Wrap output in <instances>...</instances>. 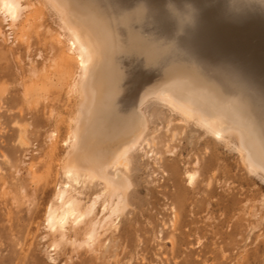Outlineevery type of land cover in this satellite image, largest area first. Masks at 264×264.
I'll return each mask as SVG.
<instances>
[{
  "label": "bare ground",
  "instance_id": "1",
  "mask_svg": "<svg viewBox=\"0 0 264 264\" xmlns=\"http://www.w3.org/2000/svg\"><path fill=\"white\" fill-rule=\"evenodd\" d=\"M47 1L62 23L56 44L65 40L67 51L53 60L60 76L48 86L61 91L63 70L75 65L69 91L77 98L64 136L47 134L66 148L44 215L51 236L47 248L95 251L106 246L102 235L119 231L133 188L131 159L137 152L160 159L144 138L149 121L143 109L153 101L194 121L215 145L232 140L246 172L264 176V0H65V7ZM29 7L25 0H0V19L14 28ZM69 13L79 18L78 26L68 21ZM171 61L181 65L176 76L157 82L150 63L164 70ZM97 65L101 71L91 79ZM168 66L162 74L172 72L166 74ZM48 114L54 119L53 110ZM18 144L28 146L23 135ZM192 167L184 175L188 190L199 187V159ZM49 171L46 164L42 172L28 174L42 185ZM94 183L100 190L86 200L83 190ZM204 186L211 190L212 180Z\"/></svg>",
  "mask_w": 264,
  "mask_h": 264
},
{
  "label": "rangeland",
  "instance_id": "2",
  "mask_svg": "<svg viewBox=\"0 0 264 264\" xmlns=\"http://www.w3.org/2000/svg\"><path fill=\"white\" fill-rule=\"evenodd\" d=\"M25 1L30 7L16 27L8 29L0 19V264H264L263 174L246 172L232 140L215 145L194 121H183L154 101L143 109L149 121L144 138L160 159L140 152L131 159L133 188L119 231L102 235L106 246L95 251H72L65 245L55 253L47 248L51 236L44 215L66 154L47 134L55 131L60 140L74 115L77 98L69 86L76 80V67L63 70L61 91L48 86L60 76L53 60L67 53L66 41H55L63 33L60 14L47 0ZM56 1L66 6L65 0ZM74 16L69 13L68 21L78 26ZM178 62L164 66L166 74L172 71L167 75L159 64L150 63L149 72L157 75V82L169 83L181 66ZM100 71L97 65L91 79ZM170 92L176 100L185 99ZM51 110L54 119L48 118ZM20 135L27 147L18 144ZM195 159L200 161L199 187L188 190L184 175ZM46 164V181L35 185L28 169L38 174ZM209 178L211 190L204 186ZM99 187L94 183L84 189L86 200Z\"/></svg>",
  "mask_w": 264,
  "mask_h": 264
}]
</instances>
